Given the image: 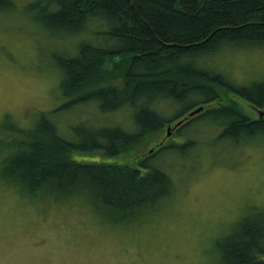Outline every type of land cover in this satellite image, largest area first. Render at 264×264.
<instances>
[{
  "label": "trees",
  "instance_id": "1",
  "mask_svg": "<svg viewBox=\"0 0 264 264\" xmlns=\"http://www.w3.org/2000/svg\"><path fill=\"white\" fill-rule=\"evenodd\" d=\"M56 2L61 10L46 15L47 23L78 34L92 33L93 40L102 37L113 46L87 42L77 59L61 61L67 98L62 108L93 103L101 113L137 109L136 133L127 129L129 122L126 126L111 122L110 128L89 124L87 130L84 128L88 133L78 143L54 122L42 121L31 133V143L13 144L14 157L6 163L9 177L22 176L23 189L29 194L42 191L67 196L77 194L83 185L90 196L118 212L119 217L121 213L138 216L175 188L167 171L155 167L153 160L177 148L193 147L195 141L164 144L155 155L134 157L131 163L115 160L118 155L145 146L167 124L217 101V88L231 91L264 111V81L238 86L203 64L207 57L227 49H264V0ZM108 61L111 70L106 69ZM117 78L122 79L120 85L114 84ZM188 97L194 98L191 105L172 119L163 118L154 108L162 99L181 101ZM202 112L183 123L176 136L185 138V129L204 118L225 127L221 138H238L241 131L264 128V115L252 119L234 105L204 108ZM100 151L112 159H75L77 153ZM223 251L227 264H264L257 258L264 255V232L245 222L241 238L223 246Z\"/></svg>",
  "mask_w": 264,
  "mask_h": 264
},
{
  "label": "clouds",
  "instance_id": "2",
  "mask_svg": "<svg viewBox=\"0 0 264 264\" xmlns=\"http://www.w3.org/2000/svg\"><path fill=\"white\" fill-rule=\"evenodd\" d=\"M60 10L56 0H0V136L21 144L32 142L31 133L45 118L41 105L63 95L61 61L77 59L86 43L80 34L46 22V15ZM224 130L193 129L184 173L171 194L148 209L157 220L152 228L110 238L103 229L81 226L77 239L52 254L51 264H227L223 246L241 238L245 222L264 232V128L241 131L238 138H221ZM3 175L0 168V195L7 204L19 199L24 178ZM77 198L86 212L89 190L79 186ZM72 226L70 220L64 225ZM10 246L0 239V250Z\"/></svg>",
  "mask_w": 264,
  "mask_h": 264
},
{
  "label": "rangeland",
  "instance_id": "3",
  "mask_svg": "<svg viewBox=\"0 0 264 264\" xmlns=\"http://www.w3.org/2000/svg\"><path fill=\"white\" fill-rule=\"evenodd\" d=\"M93 35L92 33H84L80 34L79 38L86 41V43H100L108 48L113 47L105 38L101 37L98 40L96 38L93 40ZM207 58L209 59L203 61L206 67L222 75L227 81L235 85L244 86L264 81V49H227L212 58ZM111 68L112 64L108 61L106 69L111 70ZM121 83L122 79L120 78L114 81V84L120 85ZM225 90L217 88L218 100L203 107L206 109L222 105H234L248 117L252 119L259 118L260 111H263L261 108L255 109L245 99ZM65 94L63 84V95L60 100L53 104L41 105V111L45 114V118L40 119L39 124L44 120L52 121L63 133H66L78 143L82 141V135L88 133L84 131V128L87 130L86 127L88 128L89 124L95 128H110L111 122H117L125 126L129 122L127 129L131 133H136L134 122L137 109L128 107L115 112L101 113L98 112L93 103L63 109L62 106L67 102ZM193 99L192 97L181 101L162 99L157 101L154 108L163 118L172 119L188 108ZM189 118L187 113L173 123L167 124L162 132L148 140L145 146L140 145L133 151L122 153L115 160L131 163L134 157L153 156L163 144L174 143L178 146L185 140L190 139L193 129L197 126H214L211 122H205L204 119L207 118H204L185 129L188 133L185 138L176 136L179 129L189 121ZM17 142H19L17 139L7 134L0 136V161L5 160V158L9 161L14 157L13 144ZM192 149L193 147H183L171 152L168 151L153 160L154 166L163 169L165 172L167 171L175 183V178L184 173L187 167L186 157ZM75 159L78 161L101 162L109 161L112 158L100 151L88 154L77 153ZM0 168L3 169V179L10 180L11 178L6 170L7 164L0 165ZM17 195L19 199L10 198L7 204L3 196L0 195V239L9 241L11 245L8 247L7 252L0 250V264L6 257L10 259V264H51L52 254L54 252L58 253L68 242L77 239V229L81 226L103 229L105 235L110 238H122L134 230H148L157 223V220L149 214L148 210L138 216L137 214L126 216L125 213H121V217H119L118 212L115 213V211L107 209L92 196L91 205L85 212L79 203L77 194L62 195L60 197L42 191L37 192V194H29L22 188L17 192ZM25 200H27V203H25ZM119 218L121 220H118ZM69 220L73 226L66 229L64 225Z\"/></svg>",
  "mask_w": 264,
  "mask_h": 264
},
{
  "label": "water",
  "instance_id": "4",
  "mask_svg": "<svg viewBox=\"0 0 264 264\" xmlns=\"http://www.w3.org/2000/svg\"><path fill=\"white\" fill-rule=\"evenodd\" d=\"M255 108V107H254ZM256 109V108H255ZM204 110V107L203 106H200L199 108L197 109H194L193 111H191L188 115L189 117H193L197 114H199L200 112H202ZM259 111V110H258ZM264 115V111H260L259 113V117L261 118L262 116Z\"/></svg>",
  "mask_w": 264,
  "mask_h": 264
},
{
  "label": "flooded vegetation",
  "instance_id": "5",
  "mask_svg": "<svg viewBox=\"0 0 264 264\" xmlns=\"http://www.w3.org/2000/svg\"><path fill=\"white\" fill-rule=\"evenodd\" d=\"M163 145H164V144H163ZM163 145H162V146H163Z\"/></svg>",
  "mask_w": 264,
  "mask_h": 264
}]
</instances>
